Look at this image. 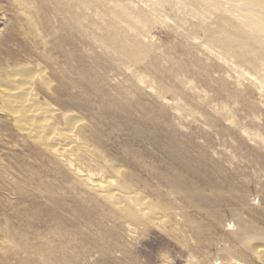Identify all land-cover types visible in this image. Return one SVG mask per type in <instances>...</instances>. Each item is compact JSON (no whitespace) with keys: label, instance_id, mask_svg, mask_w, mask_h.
Returning <instances> with one entry per match:
<instances>
[{"label":"rangeland","instance_id":"374dc122","mask_svg":"<svg viewBox=\"0 0 264 264\" xmlns=\"http://www.w3.org/2000/svg\"><path fill=\"white\" fill-rule=\"evenodd\" d=\"M136 3L0 0V91L23 68L44 74L34 102L51 105L59 126L79 117L87 147L72 146L74 165L117 181L120 168L163 214H122L0 102V264H264L235 235L264 231V53L238 47L248 62L230 60L206 41L217 10L153 14ZM174 172L195 191L170 190Z\"/></svg>","mask_w":264,"mask_h":264},{"label":"bare ground","instance_id":"6f19581e","mask_svg":"<svg viewBox=\"0 0 264 264\" xmlns=\"http://www.w3.org/2000/svg\"><path fill=\"white\" fill-rule=\"evenodd\" d=\"M135 2H137L136 4L142 5L147 12L153 14L161 10H172L177 8V10L184 12L189 11V13H194V15L198 17H203L207 12H211L212 9L217 10L218 12L215 13L218 16L216 26L214 27V24L212 26L213 28H211L209 25L205 24L206 26L202 29V32L204 31L207 37L206 41L208 40L214 47H219L221 52L223 50V56L226 54V59L227 54L230 55L229 58H237L240 56L245 58L242 53L237 51L238 47L240 50L245 47V49H247L243 51L245 54L259 55V59L260 55L264 53V0H135ZM173 21L175 22L174 25L177 27H181L188 22L182 19ZM190 35H193L191 37L197 39L196 31L190 33ZM202 40L205 39L202 38ZM261 57L263 56L261 55ZM254 58L252 59L253 61ZM245 59L248 62L249 58L248 60L247 58ZM259 59L257 58L256 60ZM262 59L264 61V58L260 60ZM246 61H244V63ZM1 62L2 60L0 59V64ZM253 63L254 62L250 64L253 66ZM26 69L27 68H23L19 72L9 75L6 83L3 84L7 89L0 91V102L6 103L11 107L7 111L9 112L8 114L12 116L14 126H16L17 130L37 141L42 146L47 147L54 157L64 163V165L70 167L72 173L80 176L85 184L97 191L109 205L111 204L114 206L115 209H118L122 214L125 213L138 220L148 221H154L156 218L163 215L160 213L159 209L161 205L159 206L157 203H154L153 200H149L145 195L140 194L136 189L131 188L132 182L122 175L118 167L113 166V171L116 173V176L119 175V177H122L118 178V181L115 176L108 177L104 180L98 179L95 176L93 177V174L84 176V172L78 168V166L74 165L73 157L68 153L72 146L75 145L78 147H87L86 144L79 143L78 136L74 129L76 123L79 121V117L67 115L65 120L66 125H57L54 122L56 110L49 104L34 102L36 98L37 82L39 81L42 85L48 86L47 78L44 74L38 76L36 71L25 74L24 72H26ZM62 77L64 78L65 75L63 76L62 74ZM66 78L70 79L67 82L72 85L74 77ZM60 79L62 81L65 80L61 77ZM67 82L64 81L65 84ZM262 91L264 92V90ZM184 160H186L184 161V166L182 165L183 163H179L189 170L191 166L190 161L188 159ZM181 161L183 162V160ZM190 169H192V167ZM195 170L197 171V169ZM174 177V182L167 181L170 190H175L176 193L178 192L182 195H188L192 191H195V187L189 179L185 178L182 174L174 172ZM152 214H154V216H152ZM235 235L240 242L239 244L246 246L253 255L263 259L264 231L255 225H245L237 228ZM28 250L29 255L37 251L32 247H28ZM242 253L240 255L242 257L241 259L245 260V256Z\"/></svg>","mask_w":264,"mask_h":264}]
</instances>
